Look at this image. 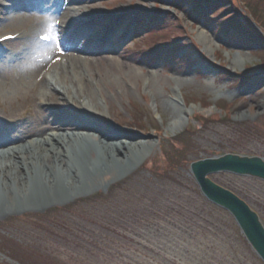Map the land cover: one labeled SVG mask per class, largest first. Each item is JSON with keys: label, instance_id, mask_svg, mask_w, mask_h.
Wrapping results in <instances>:
<instances>
[{"label": "rangeland", "instance_id": "374dc122", "mask_svg": "<svg viewBox=\"0 0 264 264\" xmlns=\"http://www.w3.org/2000/svg\"><path fill=\"white\" fill-rule=\"evenodd\" d=\"M242 1L234 2L244 23L249 16ZM30 2L39 7L33 13L20 8L7 21L0 15V34L48 24L57 42L38 49L29 41L15 44L13 52L32 50L10 67L0 57V154L64 134L40 131L57 115L81 114L58 92L44 91L48 105L40 103L44 79L64 65L66 81L82 84L83 75L87 85L78 86L96 99L95 110L90 105L80 116L128 138L122 140L134 137L153 147L135 166L83 176L66 199L56 195L44 208L8 200V210H0V264H263L230 214L203 197L190 171L192 163L227 154L264 160V62L257 48L231 44L238 34L220 38L217 29L203 19L191 21L187 6L175 9L172 0ZM131 15L137 22L143 15L145 24L155 17L171 22L128 35L119 27ZM106 22L118 25L105 29ZM80 26L83 32L70 44H85L97 55L72 63V51L62 49L52 58ZM166 45L181 49L153 63L130 53ZM173 152L181 158L178 165L171 164ZM208 179L245 201L264 225L263 181L229 173Z\"/></svg>", "mask_w": 264, "mask_h": 264}, {"label": "bare ground", "instance_id": "6f19581e", "mask_svg": "<svg viewBox=\"0 0 264 264\" xmlns=\"http://www.w3.org/2000/svg\"><path fill=\"white\" fill-rule=\"evenodd\" d=\"M83 29L84 27L80 26L68 34V38L71 36L74 40L77 39ZM61 32L62 30L58 31V34ZM82 45L81 47L74 46L73 43L63 45L65 51H72V63L78 60L86 61L87 59L81 57H86L87 54L97 55L89 51L85 44ZM46 62L47 60L43 61L41 66L45 67ZM68 71L67 65L59 66L55 74L44 79L43 90L39 94L43 99L40 101L41 105H48L49 97L44 91L58 92L66 101L84 99L82 105H78L79 109L89 111L93 107L95 110L96 106L92 105L96 102L94 94L88 96L85 90L78 86L87 85L85 77L78 76L81 77L79 81L81 80L82 84L76 83L72 78L67 82ZM65 115L55 116L52 123L42 127L40 131V135L49 131H65L64 134L28 142L23 147L12 148L0 154V210H8L7 202L10 199H13L14 204L21 202L20 200L26 203L36 202L39 208L46 207L47 202L56 195L66 199L65 196L68 192H73L83 176L88 178L102 175L116 165L122 168L135 166L148 149L153 147L152 142H142L134 137L122 140L128 138L123 137L121 133L105 130L80 116L83 113L74 116L73 119ZM67 131H83L84 134H67ZM90 131L93 134H90Z\"/></svg>", "mask_w": 264, "mask_h": 264}, {"label": "trees", "instance_id": "16d2710c", "mask_svg": "<svg viewBox=\"0 0 264 264\" xmlns=\"http://www.w3.org/2000/svg\"><path fill=\"white\" fill-rule=\"evenodd\" d=\"M161 1V0H160ZM235 0H172L171 4L175 9H182L186 7L187 10L184 12L187 13L188 18L195 22L196 24L200 22V19H203L205 24L212 26L213 30L217 29L220 38L228 40L229 37L238 34L237 42L232 40L230 43L235 45H251L253 48H257L256 56L260 62H264V0H243L245 9L247 10V15L243 16L245 22L241 23L239 17L241 13H237V8L235 5ZM230 3L232 5H230ZM205 6L207 11L204 10ZM220 9L215 15L210 16V13L215 10ZM138 31L141 33L146 30H152L153 27H158L161 25V28L168 27L170 25L171 19L168 17H155L150 20V23L145 24L143 21V15L138 18ZM144 26V30L140 26ZM140 28V29H139ZM138 33V37L141 39L142 35ZM242 38L243 40H239ZM240 43V44H239ZM129 49V48H128ZM133 49V48H132ZM181 49V46L172 48L171 45H166L159 48H147V50H132L130 53L137 57L141 61H149L153 63L159 59L164 60L167 57H174L175 52ZM230 79L232 77L229 76ZM248 76H245L242 79H248ZM182 137V136H180ZM183 138V137H182ZM181 138L182 145L183 139ZM173 160L171 164H179L181 158H179L177 152H173ZM177 154V155H176ZM103 199H108L107 196H103ZM157 198L153 197L150 199L152 204H155Z\"/></svg>", "mask_w": 264, "mask_h": 264}, {"label": "water", "instance_id": "95a60500", "mask_svg": "<svg viewBox=\"0 0 264 264\" xmlns=\"http://www.w3.org/2000/svg\"><path fill=\"white\" fill-rule=\"evenodd\" d=\"M190 171L203 197L230 214L252 251L264 264V225L260 218L243 200L208 179L211 174L229 173L264 182V160L229 154L192 163Z\"/></svg>", "mask_w": 264, "mask_h": 264}, {"label": "snow or ice", "instance_id": "6c2138e0", "mask_svg": "<svg viewBox=\"0 0 264 264\" xmlns=\"http://www.w3.org/2000/svg\"><path fill=\"white\" fill-rule=\"evenodd\" d=\"M12 37H7V36H4V37H0V41L2 40H11ZM45 39H47V37H45Z\"/></svg>", "mask_w": 264, "mask_h": 264}]
</instances>
